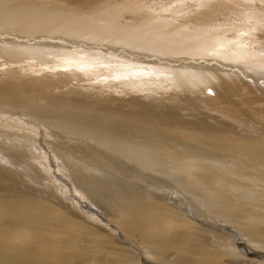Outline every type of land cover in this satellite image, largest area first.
<instances>
[{"label": "bare ground", "instance_id": "1", "mask_svg": "<svg viewBox=\"0 0 264 264\" xmlns=\"http://www.w3.org/2000/svg\"><path fill=\"white\" fill-rule=\"evenodd\" d=\"M36 2L0 4V88L24 86L0 89V264H264V79L231 63L264 58V26L209 59L250 27L238 11Z\"/></svg>", "mask_w": 264, "mask_h": 264}, {"label": "snow or ice", "instance_id": "2", "mask_svg": "<svg viewBox=\"0 0 264 264\" xmlns=\"http://www.w3.org/2000/svg\"><path fill=\"white\" fill-rule=\"evenodd\" d=\"M218 6L228 7L233 11H238L241 16L245 18V22L250 25L246 31H237L236 40L229 41L227 45L221 43L219 40L207 43L204 48V55L211 59L216 57L221 49L236 44L245 50L248 44H240V38L249 37L254 38L255 33L260 30V26H264V0H171L165 5H157L155 0L150 3L149 0H123L118 3H98L92 6L90 11L73 12L72 15L77 18H86L92 21H103L104 14L108 11H117L132 13L134 18H143L149 22H156L158 20H173L176 23L183 22L187 18H192L196 15L203 14L209 9H214ZM38 15L46 17H55L64 12L60 0H37L33 5H30ZM255 24V27L251 25ZM219 31V29L209 28L205 34ZM264 57V53L260 54ZM255 57L247 55L235 57L231 63L239 66L245 64L247 70L258 72L262 79H264V58L258 63L254 61ZM212 63H217V60H211ZM67 71L68 69H63ZM211 92V89H209ZM38 133L43 134L40 125H36Z\"/></svg>", "mask_w": 264, "mask_h": 264}, {"label": "rangeland", "instance_id": "3", "mask_svg": "<svg viewBox=\"0 0 264 264\" xmlns=\"http://www.w3.org/2000/svg\"><path fill=\"white\" fill-rule=\"evenodd\" d=\"M8 1H15V2L24 3V2H31V1L35 2L37 0H0V4L7 3ZM108 2H109V0H60V3L65 5L64 8L72 9V10L78 9V10H81L83 12L90 11L92 6H94L95 4H98V3L102 4V3H108ZM110 2L118 3V2H123V0H110ZM125 17H126V15H125ZM2 37L10 39L13 36L4 35ZM20 40L25 41L24 39H20ZM35 41H43V40L42 39H36ZM6 58H8V56H6ZM260 81H261V79L258 82H260ZM23 88H24V86L19 85V87H17L14 84V82L11 81L9 85H5V86H3V88H0V89L4 92V91H11V90L17 91V90H20ZM157 104L159 105V103H157ZM161 104L166 105V106H163L164 107L163 109H169V107H171L172 111H176L177 113L195 114V112L192 111L190 108L180 106L181 103H179L176 100L175 101L162 100ZM159 108L161 109L162 107L159 106ZM182 108H184V110L181 112ZM196 116L198 118L201 117V115H196Z\"/></svg>", "mask_w": 264, "mask_h": 264}]
</instances>
